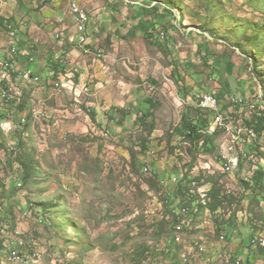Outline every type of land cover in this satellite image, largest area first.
I'll list each match as a JSON object with an SVG mask.
<instances>
[{
  "label": "rangeland",
  "instance_id": "374dc122",
  "mask_svg": "<svg viewBox=\"0 0 264 264\" xmlns=\"http://www.w3.org/2000/svg\"><path fill=\"white\" fill-rule=\"evenodd\" d=\"M197 92L264 127V0H0V264H264V131Z\"/></svg>",
  "mask_w": 264,
  "mask_h": 264
},
{
  "label": "built area",
  "instance_id": "2783aa9c",
  "mask_svg": "<svg viewBox=\"0 0 264 264\" xmlns=\"http://www.w3.org/2000/svg\"><path fill=\"white\" fill-rule=\"evenodd\" d=\"M72 12L77 19V32L80 34L82 43H87L86 30L87 24L89 23L88 13L75 2L72 5ZM4 65V61L1 62ZM7 65H12V63H7ZM7 65L5 66L7 68ZM195 100L197 107L205 112H209L213 115L212 121L207 124L206 127L201 129L206 134H214L216 131L223 130V124H232L234 126V136L237 138V145L244 143L248 140L250 143H254L259 139V132L255 127L244 126L241 124H236L229 113L223 109V104L220 98L211 93L197 92L195 94ZM239 103H243V100H239ZM1 129L5 133H11L15 129V122L12 120H3L0 123ZM264 131V127H261ZM254 239H263L257 238Z\"/></svg>",
  "mask_w": 264,
  "mask_h": 264
},
{
  "label": "trees",
  "instance_id": "16d2710c",
  "mask_svg": "<svg viewBox=\"0 0 264 264\" xmlns=\"http://www.w3.org/2000/svg\"><path fill=\"white\" fill-rule=\"evenodd\" d=\"M207 122L204 121L203 119L198 121V122H192L191 123V130L194 132V134H198L200 129H202L203 127L207 126ZM256 128L260 131L262 128V123L260 121H256ZM217 135V134H216Z\"/></svg>",
  "mask_w": 264,
  "mask_h": 264
},
{
  "label": "bare ground",
  "instance_id": "6f19581e",
  "mask_svg": "<svg viewBox=\"0 0 264 264\" xmlns=\"http://www.w3.org/2000/svg\"><path fill=\"white\" fill-rule=\"evenodd\" d=\"M223 128L225 129H230L229 126L227 124H223ZM228 169L229 170H234L237 166H238V159H231L230 160V164H228ZM257 238H264V235H261L260 237H257ZM259 241V244L263 245L264 246V240L263 239H258Z\"/></svg>",
  "mask_w": 264,
  "mask_h": 264
}]
</instances>
